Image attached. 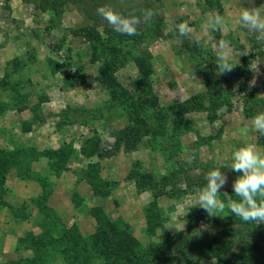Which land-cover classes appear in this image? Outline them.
<instances>
[{
    "label": "rangeland",
    "instance_id": "obj_1",
    "mask_svg": "<svg viewBox=\"0 0 264 264\" xmlns=\"http://www.w3.org/2000/svg\"><path fill=\"white\" fill-rule=\"evenodd\" d=\"M52 1L58 12L42 10L43 0H0V149L19 154L0 192V264H111L120 240L136 246L140 262L155 259L156 248L163 264H241L244 256L264 264V223L197 206L216 168L228 178L220 199H239L232 153L264 148L251 127L264 111V64L259 74L250 68L264 61V43L237 22L262 0ZM101 6L155 15L137 35H120L97 14ZM209 13L224 18L223 31H203ZM184 22L189 37L178 33ZM209 36L230 43L232 72L216 74ZM101 68L119 85L101 83ZM142 97L156 103L143 114L153 129L134 148L118 146ZM182 232L187 238L173 240ZM38 247L50 254L36 257Z\"/></svg>",
    "mask_w": 264,
    "mask_h": 264
},
{
    "label": "clouds",
    "instance_id": "obj_2",
    "mask_svg": "<svg viewBox=\"0 0 264 264\" xmlns=\"http://www.w3.org/2000/svg\"><path fill=\"white\" fill-rule=\"evenodd\" d=\"M123 4L124 0H120ZM252 4V3H251ZM97 14L120 35L135 36L139 25L151 23L155 13L151 9H143L140 16L125 15L113 7L101 6L97 8ZM238 24L256 41L264 43V4L260 6H248L240 10ZM225 20L219 13H209L206 22L203 24L205 33L223 31ZM178 33L181 37H189L191 29L184 22L177 25ZM210 41L215 38L209 36ZM217 51L216 74L224 75L234 70L237 63L231 61L232 49L230 43L225 40L215 41ZM264 61L256 58L252 71L259 74V65ZM255 79L252 81L254 85ZM252 130L264 135V111L258 112L251 119ZM249 129L245 128L244 132ZM238 173L232 183L233 194L239 199H233L231 195L224 192L226 198L221 200V189L225 188L228 178L221 168L210 170L204 177L206 183L197 192V206L203 209L209 216H217V212H222L227 207L231 215L238 217L245 223L254 222L255 225L264 223V148L248 143L232 153V163L229 167Z\"/></svg>",
    "mask_w": 264,
    "mask_h": 264
},
{
    "label": "trees",
    "instance_id": "obj_3",
    "mask_svg": "<svg viewBox=\"0 0 264 264\" xmlns=\"http://www.w3.org/2000/svg\"><path fill=\"white\" fill-rule=\"evenodd\" d=\"M26 2H30L31 0H24ZM70 0H63L61 4L65 5L67 2H69ZM77 3H81V2H85V0H73ZM44 3L41 4V8L42 10H47L49 8V6L51 4H53L54 6V10L55 11H59L60 6L58 5V2L56 1H52V0H43ZM97 2V1H96ZM85 9L88 11H92L93 8L91 7L90 4H86L85 3ZM99 81L101 83L106 84L107 86L110 87H116L118 86V82L116 81V79L112 76L108 74V70L106 68H101L99 70ZM142 102H141V106L139 108H135L133 109H129V117H130V125L125 128L122 132H120L118 134V138H117V144L118 146H128V147H135L137 145V141L141 138V136L143 134H148L151 132V130L153 129V127L150 126V124L147 122V119L145 118V115L143 116V114H146L147 110H151L153 108H155L156 103H154L153 101H150L149 99L142 97ZM171 110L176 111V107H170ZM154 110V109H153ZM178 115L181 116V113H179V111H177ZM156 118L163 119L160 117H164V116H160V115H155ZM29 151L28 150H22V151H18L17 153L20 154H27ZM60 153V151H59ZM58 155V153H55V156ZM19 156V154H13L9 151H5V150H1L0 149V192H3V188L2 185L4 184V182L7 179V175L8 172L10 170V167L15 165L13 163L14 160H16L15 158ZM4 194V193H2ZM1 195V194H0ZM55 218H57L56 215H54ZM231 223H236L235 220H232ZM230 222L227 223H221L220 226L221 227H225L227 229H230V231H233V225ZM182 235V236H181ZM183 237H186L185 234L182 232L180 233V235L178 237H175L173 240L180 241L183 239ZM187 238V237H186ZM179 239V240H178ZM104 241H107V238L105 237ZM135 242V241H134ZM127 243L123 242V240L118 241L117 243H115V248H114V244L111 246L112 249L115 251V257L114 255L112 256H108L107 258L110 261L111 264H163V262H166L167 259L165 257V254L162 255V253L157 252L156 248L153 249L154 251H152L150 253L154 254L155 259H146V261H141L140 262V258L138 257L139 254L137 252L136 246L134 245L133 249H124ZM182 250V247H179ZM43 247H38L35 250V256L38 258H46L47 255H49V249L46 248L44 249ZM69 249L70 247L67 246V248L63 251L65 252V254H69ZM116 249V250H115ZM180 250V251H181ZM209 249L206 248L204 245H202L200 247V255L201 256H206L208 253ZM70 256V255H69ZM136 257L134 259V261H130L133 259V257ZM213 256V255H211ZM71 258V256H70ZM136 259H139L138 261ZM247 257H242L241 259V264H247ZM128 262V263H127ZM132 262V263H131ZM80 264V263H78Z\"/></svg>",
    "mask_w": 264,
    "mask_h": 264
},
{
    "label": "built area",
    "instance_id": "obj_4",
    "mask_svg": "<svg viewBox=\"0 0 264 264\" xmlns=\"http://www.w3.org/2000/svg\"><path fill=\"white\" fill-rule=\"evenodd\" d=\"M262 3L264 4V0H262Z\"/></svg>",
    "mask_w": 264,
    "mask_h": 264
}]
</instances>
